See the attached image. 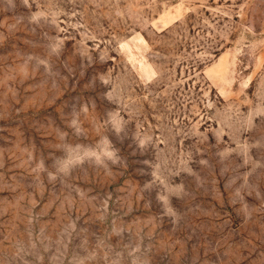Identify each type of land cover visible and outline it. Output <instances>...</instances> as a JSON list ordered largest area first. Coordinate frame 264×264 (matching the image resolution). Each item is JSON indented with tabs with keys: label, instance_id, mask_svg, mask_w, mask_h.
<instances>
[{
	"label": "rangeland",
	"instance_id": "374dc122",
	"mask_svg": "<svg viewBox=\"0 0 264 264\" xmlns=\"http://www.w3.org/2000/svg\"><path fill=\"white\" fill-rule=\"evenodd\" d=\"M0 264H264V0H0Z\"/></svg>",
	"mask_w": 264,
	"mask_h": 264
},
{
	"label": "clouds",
	"instance_id": "9594fccd",
	"mask_svg": "<svg viewBox=\"0 0 264 264\" xmlns=\"http://www.w3.org/2000/svg\"><path fill=\"white\" fill-rule=\"evenodd\" d=\"M39 63L44 62L39 61ZM69 127L73 129L75 136H84L83 128L79 126L77 119H72L69 122ZM113 132L117 136H120V132L117 129L113 128ZM61 139L65 143L61 149L62 155L57 157L52 163L54 170L49 171L43 160L38 164V168L41 171L47 172L50 182L57 180L59 176L69 175L75 168L84 164H90L95 167H106L109 164L119 165L123 160L119 155V149L115 147L108 135H100L93 144L69 143L67 142L66 135L62 136ZM166 211V209L162 208V212Z\"/></svg>",
	"mask_w": 264,
	"mask_h": 264
}]
</instances>
